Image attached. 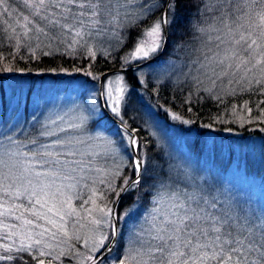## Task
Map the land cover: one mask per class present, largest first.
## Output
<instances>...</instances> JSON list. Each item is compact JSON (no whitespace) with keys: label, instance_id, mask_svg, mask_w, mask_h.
I'll use <instances>...</instances> for the list:
<instances>
[{"label":"rangeland","instance_id":"1","mask_svg":"<svg viewBox=\"0 0 264 264\" xmlns=\"http://www.w3.org/2000/svg\"><path fill=\"white\" fill-rule=\"evenodd\" d=\"M140 1L128 0V3L123 1L119 7L123 10L128 9L129 6L132 9L139 8L136 16L139 20L153 13H155L152 15L153 22L161 20L164 13L159 11L160 3L142 7ZM230 4H217L218 8L221 5L223 7L218 10L215 8L216 5L210 7L206 12L209 23L200 35L206 50L200 57H195L194 61H179L174 56L176 53H173L169 58L162 56L160 60L133 71L141 83L142 88L139 91H136L129 81V72L109 75L103 81L105 106L123 124H127L129 119L135 116V113L130 114L131 117L127 115L129 100L132 97L138 100L135 105V108L138 109L136 114L138 129L146 131V133L140 134L143 136L141 140L139 134L133 130L139 145L136 150V158L129 142L131 135L125 131L116 133L102 111L99 81L104 72L89 70L77 75L79 72L69 73L66 70L20 71L8 74L0 80V144H7L15 148L17 145L11 144L9 139L11 138V140L17 141L21 149L28 151L31 147L30 141L40 139L39 125L50 113L64 116L65 121L70 123L84 117L82 138L88 141V144L84 146L85 150L93 153L89 157L91 167L104 170L105 176L109 177V183L119 193L130 179V176L127 177L120 167L127 168L128 161L130 163L131 159L144 161L142 171L149 164L146 137L153 138L157 146L164 151L169 161L167 168L169 173L164 180L155 183V197L151 202L150 209L141 216L138 215L135 206L126 208L120 214L117 213L118 230L115 246L99 264H136V260L133 259L135 253H129L130 239L138 233L146 235L153 223V217L158 215L156 209L158 207L167 208L173 196H178L181 200H186L191 195L198 196L201 198V202L208 200L215 203L218 210L236 217L241 222L245 219L255 223L264 221V169L255 165L250 166L253 157L264 162V130L243 137L234 131L224 130L222 132L217 129L226 123H232L234 126L259 123L264 121V112L257 114L247 105L235 106L229 112L230 114L219 118L217 126L205 130L195 127L191 121L168 107L153 104L145 94L146 90L144 91L149 79L153 80L155 84L169 83L186 94L193 89L196 94L205 93L215 98H225L245 89H254L253 86L258 87L256 86L258 84L253 80V76L258 77L259 75L255 70L249 72L248 78L245 80L243 72H238L235 75L231 73L226 76L222 75V66L217 63L222 58L225 48V45L217 40V37L227 38L222 18L228 16V23L232 24L235 29L238 23L249 21L247 17L243 21H236L234 18L240 15L245 16V13L251 10V22H256L255 13L260 11L259 4H248L242 14L236 13V11L230 13V8H227ZM233 4L237 6V2ZM240 7L242 8V3ZM217 14L219 15L216 16ZM43 26L45 27V24ZM148 29L137 39L132 48L125 49L118 56V68L141 64L160 54L162 47L150 54L148 58H137L134 55L138 43ZM39 38L45 39L46 37L41 34ZM28 39L33 41L37 37L31 31ZM84 39L88 41L85 44L87 47L94 49L101 46L100 52L104 56H108L111 51H116L114 49L117 47V40L108 31L101 35L87 36ZM113 45L116 46L112 48ZM213 57L215 59H212ZM117 77L121 78L119 83H117ZM30 79L35 82L43 80L44 86L42 87L45 89L38 88L39 84H37L32 93ZM109 80L113 81L111 87L114 94H116L115 89L118 86L124 89V101L120 106L119 113H113L111 105L107 102ZM250 81L251 83H249ZM91 120L96 122L95 128L93 130L85 129ZM116 139L118 140L116 141ZM95 153L100 154L96 155ZM133 171L134 175L131 178L138 174L134 166ZM258 171H260L259 175ZM113 175L123 180L120 186L116 178L111 180ZM86 177L87 179L78 186V197L73 194L72 206L76 209V214L67 218V232L69 235L74 231L82 211H86L91 218V226L88 235L84 238V250L80 251L78 258L71 264H91L110 247L114 237L112 228L107 224L97 226L93 223L94 219L103 218L99 209L113 210L114 205H97L96 202L93 204L89 197L92 196V189L95 190L93 181H97L99 178L96 173L91 172H86ZM84 184H87V187ZM80 201L82 202L78 205ZM157 201H160V204H157ZM83 206L87 209H78ZM4 222L16 223L11 218ZM0 232L5 233V230L0 227ZM101 234L107 236V239L103 247H97L96 241ZM60 237H62V233H57L53 251L46 250L51 252V256L45 255V260L49 259L47 260L49 263L59 258L56 252L59 250L56 247ZM13 239L16 241L18 236ZM125 257H128L127 261H125Z\"/></svg>","mask_w":264,"mask_h":264},{"label":"snow or ice","instance_id":"2","mask_svg":"<svg viewBox=\"0 0 264 264\" xmlns=\"http://www.w3.org/2000/svg\"><path fill=\"white\" fill-rule=\"evenodd\" d=\"M23 2L34 18L44 21L50 29H58V32L50 37L45 27L33 24L32 19L25 16L22 36L28 38L34 29L37 39L41 34L51 40L59 39L61 43L70 39L69 47L73 51L82 41L88 43L84 38L91 36L93 30L99 35L102 30L99 26L113 14L111 0ZM251 3L260 5V11L255 13L256 22H251V10L245 16L236 17V21L247 17L249 22L238 23L235 29L228 23L227 16L222 18L227 38L217 37L225 45L224 54L217 63L222 66V75L243 72L245 80L247 74L255 70L259 75L253 76V80L264 85V0H251ZM6 4L7 0H0L3 8L0 15L9 14ZM169 7H172L171 0ZM169 22L166 12L161 20L152 24L135 49L137 58H148L162 47L163 26ZM10 39H16L17 47L20 46L18 37ZM89 55L95 56V52L89 50ZM120 80L117 77V83ZM112 83L108 81L107 102L113 113H119L124 89L118 86L114 94ZM83 119L80 117L70 123L64 116L50 113L39 125L40 139L31 140L28 151L21 149L11 138V144L17 145L15 148L0 144V218H4L0 219V227L12 240V244L2 245L5 253L13 252V237L19 236L20 244L15 251L30 253L35 248L38 264H45L39 257L51 256V252L46 251L51 247L47 241L55 240L57 233L68 235L67 218L76 214L72 206L73 194L78 197V186L87 179L86 172L100 171L91 167L89 157L93 153L84 148L88 141L82 138ZM129 142L134 150L139 148L135 137L129 136ZM132 163L138 172L144 166L143 160ZM137 183L138 180L134 181ZM109 189L119 196L111 183ZM95 194L92 189L89 200L93 204ZM99 211L103 218L94 219L93 223L97 226L107 224L115 234L112 210L101 208ZM156 211L158 215L153 217L147 234H135L129 241V253H135L136 264H264V221L255 223L245 219L241 222L218 210L215 203L201 202V198L195 195L186 200L173 196L167 208L158 207ZM8 218L19 223H5ZM106 239L107 236L101 234L96 241L97 247H103ZM5 259L11 260L13 256L0 255V260ZM124 259L127 261L128 257Z\"/></svg>","mask_w":264,"mask_h":264},{"label":"trees","instance_id":"3","mask_svg":"<svg viewBox=\"0 0 264 264\" xmlns=\"http://www.w3.org/2000/svg\"><path fill=\"white\" fill-rule=\"evenodd\" d=\"M128 0H111V6L113 8L112 16L106 17L102 24L99 26L102 30L99 35L103 32H107L117 40L116 51H111L108 56L101 54V46L98 48L87 47L85 44L80 43L75 45V51L72 50L69 45L71 40L67 39L64 43H61L59 39L51 40L48 37L45 39H34L33 41L21 35L24 31L22 25L24 24L23 17L28 16L32 19L33 24H39L44 27V21H40L38 18H34L31 15V11L27 8L23 0H7L6 6L9 8V14L0 15V80L5 78L8 74L20 71H44L50 72L52 70H66L69 73L94 71V72H106L112 69H118V56L127 48H132L136 43L137 39L142 36L143 32L152 26L153 18L152 15L147 16L139 20L136 16L138 15L139 8L132 9L131 6L128 9L123 10L120 8V4ZM249 1L250 3H247ZM168 0H141L140 4L142 7L149 4L160 3V13H164ZM237 2V6L233 3ZM231 3V4H230ZM242 3V8L240 7ZM217 4H230L227 8H230V13L242 14L246 9V5L252 4L251 0H172V7L169 8V23H168V46L167 51L164 54L166 58H169L176 53L175 58L177 60L194 61V59L200 57L205 53L206 46L201 41L202 32L199 31L201 28H205L207 23L208 15L206 12L209 11L210 7H215ZM258 4V3H257ZM216 9H220L223 6ZM118 9V12L116 11ZM3 12V8L0 7V13ZM221 12V11H220ZM128 13V15H127ZM239 14V15H240ZM217 14L216 16H218ZM128 16V18H127ZM241 16V15H240ZM228 18V16H227ZM128 19V21H127ZM236 19V18H234ZM31 28L32 25H29ZM45 30L49 32V36H55L58 29L48 28L45 24ZM14 30V31H13ZM33 34L35 30L33 29ZM92 35H97L93 30ZM16 36L19 38L20 46L17 47L16 39H10V37ZM36 37V34H35ZM40 37V36H39ZM120 42V45H119ZM116 45H113L114 48ZM89 50L95 52V56L89 55ZM49 53L45 55L44 53ZM196 57V58H195ZM122 68V67H121ZM10 69V70H9ZM129 81L135 87L136 91L141 90V83L135 77L133 72L128 73ZM30 91L33 93L37 84L40 89L44 86L43 80H37L36 83L30 79ZM251 90H242V92L234 95L227 96L225 98H215L209 94L199 93L196 94L193 89L191 92L186 94L179 90L177 87H173L169 83L155 84L153 80L149 79L147 85H145V94L149 97L150 102L177 112L180 116L191 121L195 127L207 129L212 126H217L219 118L230 114L229 112L235 106L247 105L251 109L255 110V113L264 112V85H256ZM45 89V87H44ZM43 89V90H44ZM53 89V88H52ZM50 90V89H49ZM138 100L132 97L129 100L127 106V115L135 113V118L138 113V109L135 108ZM135 109H134V108ZM130 118L127 122L128 127L131 130H135L140 137L143 139L141 133L146 131L139 130L138 116L133 119ZM89 125L85 127L87 130H93L95 128V121L88 122ZM223 127L217 128L219 131L224 132L234 131L245 137L247 134L259 133L264 130V121L259 123H252V125L234 126L232 123L222 124ZM112 129L116 133H122L123 131L112 125ZM118 139H116L117 141ZM146 143L148 144V166L143 170V174L139 180V183L134 184L130 187L127 192L121 198L117 212L120 214L126 208L132 206L136 207L139 216L147 212L151 207V202L155 197V183H159L166 177L167 168L169 161L165 156L164 151L157 146L155 140L151 137H146ZM257 146V144L255 143ZM107 159V157H105ZM132 160V159H131ZM128 161L127 168L123 170L127 177L130 176V181L134 180L131 178L134 175L133 163ZM249 160V157H247ZM263 167L264 162H261L259 158L253 157V162L250 166ZM96 173L98 180L93 183L95 187V202L97 205H115L117 200L116 193L109 189V177L105 176L104 170L91 171ZM260 174V171L257 172ZM117 179L118 185H121V180L114 175L111 180ZM124 185V186H125ZM124 189V187H123ZM97 200V201H96ZM82 201L78 202V205ZM114 207V206H113ZM78 209H87L84 206L78 207ZM17 223V221H16ZM19 223V222H18ZM17 223V224H18ZM91 226V218L86 211L80 213L78 224L75 226L74 231L67 235L60 237L57 240V247L59 251H56L59 258L51 262V264H71L78 258L80 251L84 250V238L88 235ZM19 236L13 245L12 253H5L2 245L12 244V240L0 232V255H11V260H0V264H38V251L34 248L29 252H16L15 248L19 247ZM47 243L51 246L47 250L53 251L55 240H48ZM121 249V247H119ZM44 257L45 264H50Z\"/></svg>","mask_w":264,"mask_h":264},{"label":"water","instance_id":"4","mask_svg":"<svg viewBox=\"0 0 264 264\" xmlns=\"http://www.w3.org/2000/svg\"><path fill=\"white\" fill-rule=\"evenodd\" d=\"M172 2V0H171ZM169 0L167 2L164 14L167 12L168 13V17H169ZM164 16V15H163ZM167 46H168V24L163 26V46H162V51L160 52L159 55H157L156 57L147 60L141 64H137V65H133V66H128V67H122V68H118V69H112V70H108L106 72H104L100 78V101L102 104V109L103 112L105 114V116L113 123L115 124L117 127H119L121 130L129 133L131 136L135 137L136 139V134L133 132V130H131L129 127H127V125L123 124V122H120L116 117H114L106 108L104 100H103V81L105 80V78L109 75L112 74H119V73H127V72H133L137 69H140L141 67L147 66L149 64H152L154 62H156L157 60H159L162 56H164V54L167 51ZM132 150L134 155H136V150H134L133 146ZM141 173H142V168L141 170L138 172L136 178L132 181H130L125 187H124V191H122L119 195V197L117 198L115 205L113 207V224L115 225L116 228V232L114 234L112 243L110 245V247H108L105 251H103L91 264H99L100 262H102L107 255L111 252V250L114 248L115 246V242H116V237H117V230H118V216H117V207H118V203L120 201V199L123 197V195L126 193V191L132 187L134 185V181H139L141 178Z\"/></svg>","mask_w":264,"mask_h":264},{"label":"bare ground","instance_id":"5","mask_svg":"<svg viewBox=\"0 0 264 264\" xmlns=\"http://www.w3.org/2000/svg\"><path fill=\"white\" fill-rule=\"evenodd\" d=\"M121 200V199H120ZM120 202V201H119ZM119 204V203H118Z\"/></svg>","mask_w":264,"mask_h":264}]
</instances>
